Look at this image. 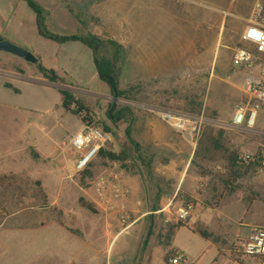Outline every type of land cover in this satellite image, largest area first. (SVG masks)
Segmentation results:
<instances>
[{"label":"rangeland","instance_id":"1","mask_svg":"<svg viewBox=\"0 0 264 264\" xmlns=\"http://www.w3.org/2000/svg\"><path fill=\"white\" fill-rule=\"evenodd\" d=\"M33 1L45 11L50 32L103 41L102 54L115 62L123 96L112 111V90L99 79L90 48L39 36L27 2L0 0V37L38 59L29 63L0 51L25 65L6 59L0 76V264H163L168 252L177 251L172 245L184 249L188 261L206 249L203 263L214 254L212 242L234 259L233 248L245 238L234 231L241 222H264V206L246 213L248 203L230 204L221 212L226 224L209 209L220 208L222 196L225 202L234 197L246 202L255 189L264 202V168L238 163L243 153L264 152V133L258 131L264 105L254 129H233L235 110L247 99L225 84L238 79L232 54L237 46L247 47L241 35L255 20L256 3L264 0ZM112 42L120 46L117 60ZM40 65L61 80H43ZM9 71L25 75L14 79ZM60 90L70 92L89 115L67 111ZM147 108L191 119L186 128L196 153L182 172L206 178L198 187L201 198L176 194L161 200L174 182L161 169L182 164V156L164 138L145 137L142 143L140 119L155 115ZM83 126L108 129L105 151L122 160L96 156L77 172L82 154L71 147V138ZM177 144L183 146L182 140ZM102 178L107 185L100 193ZM115 185L125 197L115 196ZM199 202L209 228L194 216ZM188 204L192 210L182 219L180 209ZM179 222L205 229L211 238L184 229L169 236Z\"/></svg>","mask_w":264,"mask_h":264},{"label":"built area","instance_id":"2","mask_svg":"<svg viewBox=\"0 0 264 264\" xmlns=\"http://www.w3.org/2000/svg\"><path fill=\"white\" fill-rule=\"evenodd\" d=\"M257 14L255 20L245 27L241 41L245 46H237L232 54L231 62L234 68L247 67L256 64L260 68V78L247 80L243 87L247 102L236 108L233 115L231 126L233 129H254L258 119V110L264 105V1L256 3ZM160 119L175 128L179 132H185L187 123L190 121L185 115H179L168 110L158 111ZM202 120L200 124H202ZM197 124L193 126V132L197 129ZM111 141V134L105 130L93 127L83 126L71 138V147L81 152L82 156L77 161L76 170L81 172L85 170L92 160L98 155L100 150ZM238 163L243 165H259L264 168V152L257 155L252 153H243L238 157ZM107 185V180L102 178L98 183L97 190L102 193ZM115 196L122 195L119 185H115ZM192 210V205L180 209V218H186ZM236 258L241 261L250 259H261L264 257V227H256L234 247ZM184 255L176 251L170 255L167 262L169 264H178L184 261Z\"/></svg>","mask_w":264,"mask_h":264},{"label":"crops","instance_id":"3","mask_svg":"<svg viewBox=\"0 0 264 264\" xmlns=\"http://www.w3.org/2000/svg\"><path fill=\"white\" fill-rule=\"evenodd\" d=\"M6 59L11 63H15L20 68H25V65L21 62L19 63V62H16L14 59L4 58V57L0 56V69L3 70V72L0 70V76H2L1 74H4L5 68L3 66V63H4V60H6ZM235 69L237 70V73H238V79L235 81L228 80L225 83L226 88L229 90H237V91L240 90L241 91L240 93L244 97H246V95L243 92L244 84L248 79L249 80L259 79L260 78V68L256 64H251L247 67L235 68ZM9 72H10L9 75L14 79L21 78L22 75H25L23 73L19 74V73L12 72V71H9ZM41 78H42V76H41ZM26 79L30 80V78H23L22 80H26ZM231 88H234V89H231ZM146 111H147V113L155 114V115L146 114L140 119V122L142 124L141 127L143 129V132L141 134L143 137L142 143L145 142V137L147 140L149 138V139H154V141H159V142L162 138H164L169 143H172V144L174 143L172 145V148H174V150H176L177 155H180V157L182 156V161H181L182 164L178 165L176 162H174V163H170V165H168V166L167 165L164 166L163 169H161L162 173H164L163 176H166L169 179L172 178L174 180V182H172L173 183L172 184V190H170V192L167 194H162L163 196L161 197V200L163 199V201H166L167 199H169V197L174 198L176 194H179L182 196L185 195L186 197H194V198L200 197L198 194V187L204 186V185H202V181H204L206 178L201 177L197 174L185 175V177H184V172H182V171L186 170L187 162H190L194 158L195 153H196L195 145L192 143V139H191L192 133H190V132L187 133V128H186L185 132H179L175 128L171 127L169 124L163 122L160 119L159 114H158V111H160V110H156V111L153 110L152 111L149 108H147ZM260 115L263 118L260 117V122H258V131H261L262 133H264L263 132L264 131V116L262 114V110L260 112ZM154 116H156V117H154ZM154 120L157 123V126H156L157 128L156 127L154 128ZM256 125H257V123H256ZM167 126H168V129L165 130V127H167ZM162 128L164 130L161 132ZM186 133L188 134V136L186 135ZM162 134H164V135H162ZM172 138H174V139H172ZM179 140H182L183 146L181 144H179V145L177 144ZM181 167L183 170L181 169ZM249 175H250V177H252V180L255 179L254 175H251V173ZM239 180H241V177H240V179L239 178L237 179V181H239ZM127 183H128V181H127ZM254 192H257L259 195L256 196L257 193H255V197L247 199L246 202L239 200L238 197H234L232 200L228 199V201L225 202V201H223V196H222L221 207L215 208V209H209V210H210V212H214L216 214L215 216L220 220L221 223L226 224V223H224V220L221 216V212L223 211L224 207L229 206L230 204H234L237 202L244 203V204L248 203V205L246 207L247 208L246 213H248L252 209H255V207L257 205L259 206V204L264 206V202L260 198V197H262L261 194L258 192L257 189H255ZM200 198H198L197 200L199 201ZM219 213H220V216H218ZM194 216L200 222H203L202 221V218H203L205 226L209 228L210 222L207 220V217H208L207 212L203 208V206L200 204V202L196 206V208L194 209ZM227 225H229V224H227ZM256 227H264V222H259V221L258 222L249 221L246 223L241 222L240 226L234 231V233H235L234 235H237L238 232H240L239 234L244 235L246 237L251 232V230H253ZM182 229L190 231L189 229H187L185 227H181V228H178L176 230L175 234H177ZM231 237H233V236L231 235ZM209 243L211 244V241ZM211 247L214 251L213 252L214 254L211 257H209L208 261H207V259H205L202 263L203 257L206 254V249L202 250L201 252H199L198 255H196V257L191 258V260L188 261L189 260V258H188L189 254H187L184 251V249H182L180 247H173V245H172V248L181 252L184 255L185 259H184L182 264H240L231 258L230 253L227 252L224 254H220V252L217 250L216 245L213 242L211 244ZM249 261L248 260L242 261L241 264H258V263L264 264V260H262V259H250ZM163 262H164L163 264H169L164 259H163Z\"/></svg>","mask_w":264,"mask_h":264},{"label":"trees","instance_id":"4","mask_svg":"<svg viewBox=\"0 0 264 264\" xmlns=\"http://www.w3.org/2000/svg\"><path fill=\"white\" fill-rule=\"evenodd\" d=\"M28 3L29 7L34 11L35 16H36V24H37V28H38V33L39 36L54 41L56 43H65L68 41H78L81 42L82 44H84L85 46H87L88 48H90L93 52V60H94V65L98 74V77L101 81L108 83V85L110 86L112 93L114 88H116L117 90V95L118 98L123 96V93L119 90V82H118V72L117 69L115 67V62L113 63L111 60H109L108 58H106L103 54H102V48L104 47V43L101 39L95 37V36H86V37H81V36H59L57 34H54L52 32H50L47 27H46V16H45V11L40 7V5L38 3H36L33 0H24ZM113 46H115L117 48L116 52H115V60H117L119 58V48L120 46H118L116 43H113ZM39 73L41 74L42 78L48 82H50L51 84H57L59 82L60 77L53 71L46 69L43 66H39ZM61 93V99H62V106L69 112H71L74 115H77L78 113L84 111L86 112V115H89L88 110L85 109L76 99L75 97L68 91L66 90H60ZM73 105L76 106V108H73ZM117 104H111V109L112 111L117 109ZM124 112H126L125 109H122L119 111V115L121 117V114H124ZM110 118L112 119V117L110 116ZM106 132L109 133L108 129H106ZM127 136L128 138L130 137V131H127ZM97 156L100 157H104L107 159H110L112 161H119L122 160L120 155H117L113 152H106L105 148H102L100 150V152L98 153ZM236 162V157L234 158V160L232 161V165L236 166L235 164ZM235 174V173H234ZM235 177H239L238 175L235 174ZM181 227H185L187 229H189L192 233L194 234H198L200 235L203 239L208 240L211 238V234L205 230V229H201L200 227H190V226H186L185 224L179 222L177 225H174L173 227H171L170 229V235H174L175 234V230ZM170 252H168L165 256V261L167 262V258L169 257ZM232 255L234 256V260L238 263H242V261L239 258H236L235 256V252H234V248L232 250ZM262 260H264V257L261 258Z\"/></svg>","mask_w":264,"mask_h":264},{"label":"water","instance_id":"5","mask_svg":"<svg viewBox=\"0 0 264 264\" xmlns=\"http://www.w3.org/2000/svg\"><path fill=\"white\" fill-rule=\"evenodd\" d=\"M0 51L15 55V56L20 57V58H23L25 61H27L29 63L35 64L38 62V59L34 55L27 52L25 49L12 44L9 41L3 40L1 37H0ZM113 98H114V104H115L117 99H118L116 88H114V90H113Z\"/></svg>","mask_w":264,"mask_h":264}]
</instances>
